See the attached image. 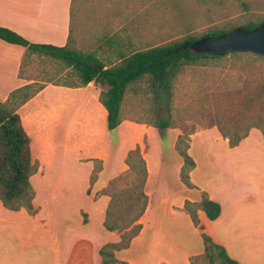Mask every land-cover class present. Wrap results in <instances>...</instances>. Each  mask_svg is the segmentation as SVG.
<instances>
[{
    "label": "rangeland",
    "instance_id": "obj_1",
    "mask_svg": "<svg viewBox=\"0 0 264 264\" xmlns=\"http://www.w3.org/2000/svg\"><path fill=\"white\" fill-rule=\"evenodd\" d=\"M74 8L70 48L86 54L95 53L104 62H116L118 52L130 55L181 42L189 36L201 37L214 29L238 28L264 21V0H74ZM21 76L30 84L34 81L33 92L48 85L80 84L73 69L43 55L34 59L29 55ZM170 84L169 94L158 102L149 79H141L130 85L122 103V119L129 121L127 126L137 135L134 149L139 147L144 157L149 156L153 169L159 165L150 185L152 219L159 221L156 224L152 220L150 228L157 226L162 232L160 247L153 248L150 231L127 255L138 264H211L201 257L205 232L188 227L159 206L164 194L179 198L183 195L180 176L184 161L178 146L189 154L194 147L193 156L201 170L195 179L205 184L212 179L213 171L222 169L221 155L237 151L230 147L222 129L244 134L249 123L259 120L264 127V57L251 54L204 59L185 65ZM161 119L169 121L168 129L157 127ZM250 135L264 139V133L258 128H251ZM109 138L111 141L112 137ZM154 142L158 144L156 157L150 153ZM111 145L113 149L108 153L114 154H108L107 165L87 152L88 145L77 146L75 156L71 149L75 144L71 142L67 152L62 145L53 164L42 169L47 162L44 149L48 146L34 140L32 157L39 162L31 178L35 199L42 206L43 215L54 216L60 232L67 229L69 221L73 227H86L90 223L89 212L96 215L90 203L98 201L106 190L117 187L121 208L131 203L130 195L121 191L135 190L137 183H133L134 175L128 176L127 158L117 157L119 144ZM107 147L104 145V149ZM179 158H182L180 175ZM114 180L117 181L112 185ZM190 185L186 188H193ZM181 200L182 204L177 203L173 210L188 215L186 197ZM122 234L116 230L112 236L117 240L110 243L120 242ZM125 256L126 252H116L118 260L124 261L122 257Z\"/></svg>",
    "mask_w": 264,
    "mask_h": 264
},
{
    "label": "crops",
    "instance_id": "obj_2",
    "mask_svg": "<svg viewBox=\"0 0 264 264\" xmlns=\"http://www.w3.org/2000/svg\"><path fill=\"white\" fill-rule=\"evenodd\" d=\"M74 9V0H0V27L16 32L30 43L71 47ZM26 55L25 47L0 39V102H6L14 91L30 84L21 76ZM38 55L31 56L34 59ZM105 63H113V60ZM100 93V88L93 82L78 88L64 83L48 85L17 110L31 138V150L34 140L48 146L44 149L47 162L42 169L53 164L62 145L67 152L71 142L75 144L71 148L75 156L77 146L88 145L87 152L104 160L105 165L108 154H114L108 153L113 149L112 143L119 144L116 154L122 160L134 149L137 135L127 126L129 121L123 119L113 136L109 132L107 111L100 103ZM106 144L108 147L104 149ZM157 145L154 142L150 146V153L155 157ZM193 148L189 154L195 162V168L189 173L193 188H186L180 176L182 197H186V203H199L207 196L220 204L219 218L210 220L204 211L198 210L199 225L195 226L189 214L173 210L174 205L183 202L182 197L173 194H164L159 208L166 209L188 227L203 230L240 264H264V139L250 135L233 148L237 151L221 155L222 169L213 171L212 179L205 184H199L195 179L201 170L193 156ZM144 158L148 168L145 185L148 207L137 222L142 227L141 232L129 248L121 250L126 256L120 261L129 264L138 263L128 257V251L142 242L150 231L154 249L160 247L162 238L159 227L150 228L152 220L156 224L159 221L152 219L150 191L153 174L159 165L153 169L149 156ZM179 162L180 175L182 158ZM108 199L103 195L90 203L96 215L89 212L90 223L86 227H73L69 221L62 232L57 228L54 216L43 215L42 206L36 199L33 201L34 214L25 209L8 210L0 201V264H101L100 249L117 240L112 236L115 231H107L104 227Z\"/></svg>",
    "mask_w": 264,
    "mask_h": 264
},
{
    "label": "trees",
    "instance_id": "obj_3",
    "mask_svg": "<svg viewBox=\"0 0 264 264\" xmlns=\"http://www.w3.org/2000/svg\"><path fill=\"white\" fill-rule=\"evenodd\" d=\"M263 22H250L242 28L253 30ZM234 29H214L201 37L189 36L181 42L135 51L130 55L118 52L117 61L110 65H106L93 54L82 53L68 46L56 47L30 43L16 32L3 27H0V39L25 47L28 50L26 58L32 54H39L64 62L75 71L80 82L79 85L70 87L87 86L92 82L100 87L102 89L100 103L107 111V127L113 136L123 121L122 103L130 85L148 78L156 100L163 101L169 94L171 80L185 65L196 64L204 59L219 60L225 57L196 53L190 47L204 37L226 35ZM239 55H251V53H235L230 56ZM256 56L259 57V55ZM34 84L17 89L6 102H0V201L8 210L25 209L31 214L36 212L33 205L35 191L31 178L36 174L39 162L33 160L31 138L27 134L17 110L43 89L37 92L31 91ZM262 124L260 120L255 124L249 123L244 134L229 133L223 129L222 133L225 138L229 139L230 147L234 148L248 137L251 128H258L264 133ZM157 127L168 129L170 123L168 120L161 119L158 121ZM178 150L184 161L181 178L187 186H191L189 173L195 168V162L187 150H180L179 146ZM126 164L130 170L128 176L134 175L133 183H137V187L135 190L124 189L121 191V193L127 192L131 198V203L123 208H121V196L117 193V187L105 191V195L110 196L111 201L106 211L104 227L107 231L118 230L123 234L120 242L107 243L100 249L101 264H128L118 260L116 252L129 248L132 240L139 235L142 227L137 222L148 207V196L145 192L148 168L139 147L128 153ZM120 179L122 178L120 177ZM116 181L114 180L111 184H115ZM185 209L195 226L199 225L198 210L204 211L210 220L218 219L221 214L220 204L207 196H204L199 203L187 202ZM202 239L204 255L201 257L208 259L211 264H240L206 233L202 234Z\"/></svg>",
    "mask_w": 264,
    "mask_h": 264
},
{
    "label": "water",
    "instance_id": "obj_4",
    "mask_svg": "<svg viewBox=\"0 0 264 264\" xmlns=\"http://www.w3.org/2000/svg\"><path fill=\"white\" fill-rule=\"evenodd\" d=\"M190 49L193 52L224 57L235 53H251L264 57V22L253 30L235 28L229 34L204 37Z\"/></svg>",
    "mask_w": 264,
    "mask_h": 264
}]
</instances>
